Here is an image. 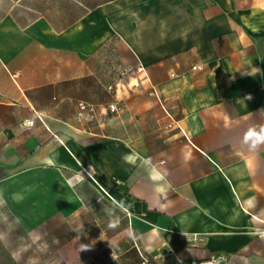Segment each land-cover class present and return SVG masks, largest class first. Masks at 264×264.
Wrapping results in <instances>:
<instances>
[{"label":"crops","instance_id":"crops-1","mask_svg":"<svg viewBox=\"0 0 264 264\" xmlns=\"http://www.w3.org/2000/svg\"><path fill=\"white\" fill-rule=\"evenodd\" d=\"M261 128L264 0H0V264L264 254Z\"/></svg>","mask_w":264,"mask_h":264},{"label":"rangeland","instance_id":"rangeland-1","mask_svg":"<svg viewBox=\"0 0 264 264\" xmlns=\"http://www.w3.org/2000/svg\"><path fill=\"white\" fill-rule=\"evenodd\" d=\"M18 255L16 256V264H59L56 255H48L46 251L48 246L44 244V240L40 233H36L33 239L26 238L21 232L17 233ZM106 250V249H104ZM104 263L116 264L111 256L100 255ZM223 264H264V254L236 255ZM218 264V263H212Z\"/></svg>","mask_w":264,"mask_h":264},{"label":"built area","instance_id":"built-area-1","mask_svg":"<svg viewBox=\"0 0 264 264\" xmlns=\"http://www.w3.org/2000/svg\"><path fill=\"white\" fill-rule=\"evenodd\" d=\"M136 71L138 73H143V68L141 67H138L136 69ZM148 96L157 100L158 102H160V96L159 94L157 93V91L153 88V87H150L149 88V91H148ZM119 111V108L116 104H111L109 106H107V112L109 114H116L118 113ZM98 111L96 110L95 106L91 105V104H88V103H85V102H79L77 104V110H76V118L77 119H81V120H96L98 118ZM30 121L31 123L30 124H26L24 121L22 123L23 127H30L33 125V122L31 120H28ZM170 126L167 127V129L169 128ZM81 174L83 176H85L87 179H89L94 185H96L99 189L100 186L99 184L95 181L94 179V176L88 172L87 170H83L81 171ZM140 258H141V264H149L148 260L142 255L140 254ZM177 264H180V263H177ZM192 264H195V263H192Z\"/></svg>","mask_w":264,"mask_h":264},{"label":"clouds","instance_id":"clouds-1","mask_svg":"<svg viewBox=\"0 0 264 264\" xmlns=\"http://www.w3.org/2000/svg\"><path fill=\"white\" fill-rule=\"evenodd\" d=\"M26 124H30V121H26ZM244 143L249 145L250 151H255L261 144H264V128H261L259 132H256L254 129H250L244 137ZM130 159V158H126ZM154 179V177H153ZM157 191H161L160 188L157 189ZM4 202L0 200V206H3ZM82 233L81 231H77ZM79 239V236L77 237ZM88 247L87 245L81 244L80 245V251L86 250Z\"/></svg>","mask_w":264,"mask_h":264},{"label":"water","instance_id":"water-1","mask_svg":"<svg viewBox=\"0 0 264 264\" xmlns=\"http://www.w3.org/2000/svg\"><path fill=\"white\" fill-rule=\"evenodd\" d=\"M218 264H223V262H219Z\"/></svg>","mask_w":264,"mask_h":264}]
</instances>
